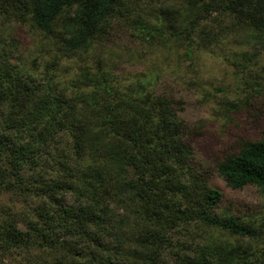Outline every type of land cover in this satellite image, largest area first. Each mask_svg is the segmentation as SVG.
I'll return each mask as SVG.
<instances>
[{
    "label": "trees",
    "instance_id": "16d2710c",
    "mask_svg": "<svg viewBox=\"0 0 264 264\" xmlns=\"http://www.w3.org/2000/svg\"><path fill=\"white\" fill-rule=\"evenodd\" d=\"M12 24L53 58L40 81L0 32V264H264L231 240L255 230L216 214L183 99L151 76L125 84L103 56L122 33L192 63L237 34L264 46V0H0V29ZM62 62L78 73L64 84ZM238 149L219 175L264 188V139Z\"/></svg>",
    "mask_w": 264,
    "mask_h": 264
},
{
    "label": "rangeland",
    "instance_id": "374dc122",
    "mask_svg": "<svg viewBox=\"0 0 264 264\" xmlns=\"http://www.w3.org/2000/svg\"><path fill=\"white\" fill-rule=\"evenodd\" d=\"M0 32L1 42L14 52L18 65L34 70L36 78L42 81L46 62L53 58L46 38L29 25L12 24ZM105 49L103 56L107 62H115L111 66L125 84L151 76L158 78L159 91L183 99L182 117L191 130L195 167L223 194L216 214L221 218L240 217L250 225L255 230L251 241L231 240L243 249L263 253L264 188L228 187L218 173V164L237 152L242 143L264 139V46L248 41L245 34H237L216 47L200 51L192 63L172 50L150 46L148 42L134 44L122 33ZM76 67V63L62 62L57 73L60 84L77 77ZM68 201L73 203L72 198ZM217 235L221 239L228 237L222 232Z\"/></svg>",
    "mask_w": 264,
    "mask_h": 264
}]
</instances>
